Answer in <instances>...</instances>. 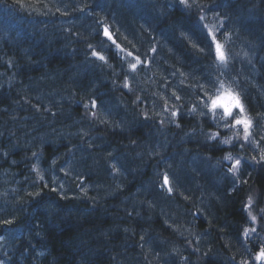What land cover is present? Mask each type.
I'll return each instance as SVG.
<instances>
[{
	"label": "trees",
	"instance_id": "obj_1",
	"mask_svg": "<svg viewBox=\"0 0 264 264\" xmlns=\"http://www.w3.org/2000/svg\"><path fill=\"white\" fill-rule=\"evenodd\" d=\"M187 3L0 0L3 264H264V0ZM214 81L248 142L196 107Z\"/></svg>",
	"mask_w": 264,
	"mask_h": 264
},
{
	"label": "snow or ice",
	"instance_id": "obj_2",
	"mask_svg": "<svg viewBox=\"0 0 264 264\" xmlns=\"http://www.w3.org/2000/svg\"><path fill=\"white\" fill-rule=\"evenodd\" d=\"M182 4H184L186 7L190 6L187 3V0H180ZM203 19V18H201ZM104 34L108 39H111V35L107 28L104 29ZM212 41L215 42V36L212 35ZM115 43V41H113ZM117 47H119L117 45ZM93 55H96V53H93ZM131 55V53H129ZM215 56L216 59L221 64H227V55L224 51V46L218 42H215ZM101 60L104 59L103 56L99 57ZM137 63L131 64L130 67L132 70H135L137 68V64L140 63L139 57H136ZM213 84H219L218 89V95H216L214 98L209 97L210 103L206 104L205 107L208 108L209 113L213 115L215 118L217 110L222 109V119H229L231 120L230 127L236 128L237 126H240L243 130V140L245 142H248L251 138V127H252V121L245 115V108L241 102L240 96L238 93L233 92L231 89H227L225 91H220L221 89H224L223 82L220 81H214ZM127 86V85H125ZM176 99H180V97H176ZM93 107H95V102H93ZM195 111V109H193ZM177 112H172L173 116H176ZM219 133H216L212 138H216ZM237 138L239 139V133H236ZM224 144L231 143V140H224L222 141ZM227 160H232L233 158L231 155L225 157ZM255 159V158H253ZM261 160L264 161V154L261 155ZM241 165V160L239 158L235 159L234 163L232 164L231 168L229 169L230 172H235L239 170V167ZM43 179V177H40ZM164 185H169V179L167 176L164 177ZM169 193H171L172 189L171 187H168ZM251 215V214H250ZM251 219L253 221L256 220L255 216H251ZM6 223H11V221H6ZM251 231H255V229H251ZM249 234V230L245 229L244 235L247 236ZM255 259L257 261L264 260V248H261V250L257 253ZM0 264H3V261H0ZM244 264H247V262H244Z\"/></svg>",
	"mask_w": 264,
	"mask_h": 264
},
{
	"label": "bare ground",
	"instance_id": "obj_3",
	"mask_svg": "<svg viewBox=\"0 0 264 264\" xmlns=\"http://www.w3.org/2000/svg\"><path fill=\"white\" fill-rule=\"evenodd\" d=\"M201 207H199L198 209H197V214H195L196 215V217H197V220H199L200 222H202V223H204V222H206V216L208 215L207 214V212L208 211H211V209H212V205H211V203L209 202V200L208 199H202V202H201ZM189 209H190V207H189V204H188V202L184 199L183 201H182V205H181V207H180V209H179V212L177 213V218H178V220H180V222H182V223H186V219L188 220V217H187V215H188V213H189ZM192 220V219H191ZM189 224H190V221H189ZM188 224V225H189ZM175 231H177L176 229H174ZM173 230V231H174ZM195 231V226L193 225V222H192V230L191 231H189L187 234H188V236H191V235H193L196 239H197V241L199 242V243H203V239H204V235L205 234H197L196 232H194ZM178 232V231H177ZM174 233V232H173ZM180 233V232H179ZM178 236L179 237H183L184 235H182V234H178Z\"/></svg>",
	"mask_w": 264,
	"mask_h": 264
},
{
	"label": "rangeland",
	"instance_id": "obj_4",
	"mask_svg": "<svg viewBox=\"0 0 264 264\" xmlns=\"http://www.w3.org/2000/svg\"><path fill=\"white\" fill-rule=\"evenodd\" d=\"M169 88L172 89V85H170ZM164 90L166 91V89H164ZM216 95H218V93H215L213 96H210V97L214 98ZM208 103H210L209 99H203V103L200 102V101H197L196 107H198V109H201V110L209 113L208 108H207V110L205 109V105L208 104ZM209 114L212 115L211 113H209ZM221 117H222V109L217 110L216 115H215V120L217 122L221 123L222 120H223Z\"/></svg>",
	"mask_w": 264,
	"mask_h": 264
}]
</instances>
